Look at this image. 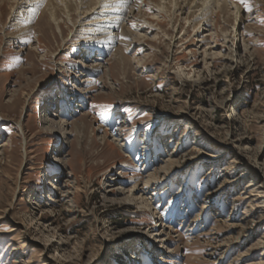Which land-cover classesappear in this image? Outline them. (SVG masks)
Returning a JSON list of instances; mask_svg holds the SVG:
<instances>
[{"label":"rangeland","instance_id":"obj_1","mask_svg":"<svg viewBox=\"0 0 264 264\" xmlns=\"http://www.w3.org/2000/svg\"><path fill=\"white\" fill-rule=\"evenodd\" d=\"M16 1L0 0V264H264V0L205 19L140 0L102 55L75 2L55 5L61 35L52 8L29 23ZM161 169L146 215L128 198Z\"/></svg>","mask_w":264,"mask_h":264},{"label":"bare ground","instance_id":"obj_2","mask_svg":"<svg viewBox=\"0 0 264 264\" xmlns=\"http://www.w3.org/2000/svg\"><path fill=\"white\" fill-rule=\"evenodd\" d=\"M139 1L140 0H19V1L17 0L16 1L17 5L14 6L13 9L17 8V10H21L22 12L20 14L22 15V17L26 16L28 12L31 13V16L27 17L28 19H30L29 23H31L34 21L35 18L38 17L39 13L42 15L46 11L52 8L50 10L51 20L55 24L58 32L61 33L62 35V28H61L60 22L58 21L57 14L55 12L57 8L55 5L59 4V7L64 6V10L67 12V16L69 18L71 16L70 15L71 11L69 9H71L72 5L75 2V5L78 7V11L82 9L84 10L82 13L84 15L83 16L84 20L81 21V23L84 25L83 30H87V31L84 32L86 36L84 37L83 43L87 44L86 45L87 48L90 49L88 51L90 52L98 51L102 55L105 53L106 50H108V48H110L106 46L115 41L114 39L113 40L110 39V37L116 36V35L124 36L126 34L127 31H125V29L121 28L120 26L123 24V21H125L126 19L125 17L126 13L124 14V12L132 11L136 9ZM161 1L163 0H160V2ZM160 2H159L158 7L162 10H165L166 14L172 13L173 7L179 8L180 10H182V8L186 6V3H187V7H189L190 10L197 9L201 11L202 18L205 19L209 16L210 12L214 11L217 8L218 10H222V11L228 9L230 4L234 1L231 0L229 3V0H191V1L184 0V3H179V0H169V5H166V6L165 4L163 5L162 2L161 3ZM104 5H107V6L105 7ZM42 6H44V8H42ZM95 9H98L100 11L99 12L94 11ZM197 13L198 12L193 11L192 16H195ZM95 14H98V16L93 17L92 19H89L91 15H95ZM71 20L74 26H77V24L79 23L78 18L75 20L72 18ZM94 20L95 22H93ZM87 22H89L88 24H86V25H90L89 28L88 26L85 27V23ZM198 23L200 25V22ZM118 30L120 31L119 34L117 33L114 34V32H117ZM108 33H112V35L107 36V37H97V36L93 37L94 35H106ZM92 44H95V45L97 44L98 46L97 45L93 46ZM63 111L65 112V114L68 113L66 108H64ZM54 121L55 120L52 119L51 116L47 117V125H49L52 130H56V131L61 130L65 134L68 133L66 132V129L64 127L63 128H60L61 126L58 127V125ZM118 139L119 138H116V141H119ZM169 172H170L169 170L166 171V170L161 169L160 171H156L150 174L149 179L145 182V186L140 188V186L136 185L135 190H133L132 194H130L128 201L132 205L139 207L141 209L140 211H142L146 215L151 213L153 208H152L151 199L147 197V188L155 185V183L157 182L156 180H158L157 178L158 173L167 174ZM252 192H257V191H252ZM260 195H264V191L259 192L257 194V196L259 197ZM154 216L155 217L157 216L156 218L157 223L160 221L162 222V217L159 216L157 212H154ZM164 231H161V232L154 231V233L150 235V238L162 244L163 248L168 249V247L166 246L168 243H170V239L167 238L169 233L164 232Z\"/></svg>","mask_w":264,"mask_h":264},{"label":"snow or ice","instance_id":"obj_3","mask_svg":"<svg viewBox=\"0 0 264 264\" xmlns=\"http://www.w3.org/2000/svg\"><path fill=\"white\" fill-rule=\"evenodd\" d=\"M240 2H244V0H240ZM104 6L106 7L107 5H104ZM121 39H127V38L126 37H121ZM94 107H103L105 109V111L103 113H100L101 119H108V118L117 119L115 117V115L111 112V110L108 108V106H106V105H103V106L94 105ZM5 231H7V229H5Z\"/></svg>","mask_w":264,"mask_h":264}]
</instances>
